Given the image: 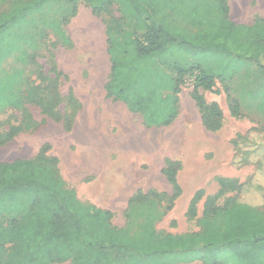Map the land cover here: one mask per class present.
<instances>
[{
    "label": "rangeland",
    "instance_id": "rangeland-1",
    "mask_svg": "<svg viewBox=\"0 0 264 264\" xmlns=\"http://www.w3.org/2000/svg\"><path fill=\"white\" fill-rule=\"evenodd\" d=\"M28 1L9 0L0 6V14ZM214 2L204 0L206 6ZM226 2L229 18L238 26L253 29L264 21V8L255 1L251 9L243 0ZM195 8L191 0L173 18L161 17L173 29L194 36L205 32L188 15ZM113 19H120L115 7L95 15L84 2L56 0L13 30L12 38L21 46L3 61L0 73L22 72L24 97L32 88L34 98L26 100L25 111L8 109L0 114V164L41 156L55 159L59 177L82 203L110 211L113 225L133 236L142 234L147 221L163 234L199 233L208 200L223 206L243 184L264 188V158H245L234 145L247 137L264 150V73L258 66L264 65V53L258 61L233 59L227 68L213 53L174 48L152 67L175 77L173 62L199 63L223 70L224 82L217 80L212 90H205L195 87L199 72L185 75L177 120L167 127L148 128L140 114L107 96L111 75L107 25ZM56 26L69 37V47L61 45ZM252 40L253 35L246 38ZM3 49L7 52L8 45ZM214 105L217 109L208 110ZM169 170L175 172L181 189L176 198ZM199 192L196 214L191 215ZM178 258L182 261L183 256Z\"/></svg>",
    "mask_w": 264,
    "mask_h": 264
},
{
    "label": "trees",
    "instance_id": "trees-1",
    "mask_svg": "<svg viewBox=\"0 0 264 264\" xmlns=\"http://www.w3.org/2000/svg\"><path fill=\"white\" fill-rule=\"evenodd\" d=\"M8 1L0 0V6ZM55 1L30 0L0 14V66L21 46L20 40L12 38L13 30ZM69 1L86 3L95 15L117 8L120 19L107 25L111 75L105 89L109 98L140 114L148 128L167 127L177 120L185 75L199 72L195 87L205 90H212L217 80L224 82L223 70L199 63L182 66L173 62L175 77L152 67L174 48L213 53L227 68L233 59L258 61L264 53V21H258L253 29L238 26L229 18L226 0H215L217 4L209 6L204 0H192L196 8L188 15L205 30L194 36L173 29L161 17L173 18L178 10H186L191 0ZM55 33L62 46H70L69 37L59 26ZM250 35L252 42L246 41ZM258 66L264 73V65ZM22 81V72L0 73V114L8 109L25 111L26 100H33L32 88L24 97ZM200 105L203 108L201 101ZM233 107V114L239 115L236 101ZM215 109V105L208 108L211 112ZM234 145L245 158H264L260 144L247 137ZM55 163V159L41 156L0 164V264H264V188L259 184L241 185L223 206L208 200L199 233L163 234L147 221L142 234L133 236L113 225L110 211L82 203L59 177ZM167 176L176 198L181 192L177 176L171 170ZM201 195L199 192L193 199L191 215L196 214Z\"/></svg>",
    "mask_w": 264,
    "mask_h": 264
},
{
    "label": "crops",
    "instance_id": "crops-1",
    "mask_svg": "<svg viewBox=\"0 0 264 264\" xmlns=\"http://www.w3.org/2000/svg\"><path fill=\"white\" fill-rule=\"evenodd\" d=\"M246 4H248L249 8L251 9V4L253 3V1L256 2V4L259 6V8L261 7L262 9L264 8V2L262 4H260L259 2L263 1V0H243ZM236 8L235 5H233V10Z\"/></svg>",
    "mask_w": 264,
    "mask_h": 264
}]
</instances>
